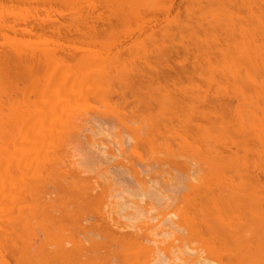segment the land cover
I'll use <instances>...</instances> for the list:
<instances>
[{"label": "bare ground", "instance_id": "1", "mask_svg": "<svg viewBox=\"0 0 264 264\" xmlns=\"http://www.w3.org/2000/svg\"><path fill=\"white\" fill-rule=\"evenodd\" d=\"M165 2L166 3H163L162 0H0V264H13L11 261H14V264H67V262L68 264H70V262L72 264H98V261H100L99 264H111L108 262H111V260L116 261V264L118 263L117 261L126 262L125 264L129 263L127 261H132L129 264H143L146 261H150V264H211L212 262L210 261H219L217 264H264V0H183L185 3L183 4L184 7H182V3L180 6L182 5L181 7L184 8L183 10L181 8L184 13L181 12V15L179 14V7L176 5L177 8H174L175 4H173L172 0H166ZM83 3L85 11L81 10L84 8V6H82ZM85 3L90 8L89 11H86L87 6ZM178 3H180V1ZM178 3L176 2V4ZM59 4L65 5L60 7L64 8L63 10H60ZM41 10L45 13H42ZM49 10L51 11L48 12ZM91 10L92 13H90ZM172 10L173 12H171ZM83 13L86 15L85 18H83ZM182 14H184V16ZM56 16H60L61 20L64 19V22L56 19L59 25L64 27L66 23V25L72 23L74 26L73 21H76L80 26H86V28L83 29V31L85 29L86 31L82 33V31H80L82 30L81 27V29H79L80 33L76 31L77 33L75 32L74 34H77L76 37L73 36V38H71L70 31L68 32V29H64V31H67L69 34L68 37V34L65 35L66 38L64 36L65 32H61L63 33L62 36L59 26L56 28V25H54ZM90 18H92L94 24L104 20L105 23L103 24L106 26L105 29L101 26L103 27V30H101L99 24L97 25L100 31H103L102 34L100 31H98L100 33L98 34L96 31L97 27L94 24V26L92 25ZM156 19H159V27H153V22ZM87 20L90 21L89 25L91 23V28L93 30L89 28ZM131 22H133L134 25L130 24ZM156 22L157 21H155V23ZM72 27L70 30H72ZM75 27H73V29ZM155 28L157 29L155 30ZM77 29L78 27L75 30ZM98 37H101V40L111 38V40L114 39L113 41L116 40L117 42L124 40L121 41V43L129 41V43L127 42L129 47H127V50H123L127 52L126 55L128 54L129 58L124 56L125 54H122L124 53L123 51L120 54V51L117 52V50V54L112 60H110L112 54H109L111 57L109 55H107V57L110 58H106V60L102 58V63L99 61L101 64L96 63L95 61L99 60L96 59L97 57H103V53L100 54L101 50H97L100 46L95 45V43L100 40ZM93 38L95 39L93 40ZM129 38L131 39V43ZM60 39H63L66 45L68 43L67 40L72 41V45L68 43V46L71 48L68 50L74 51L73 49H75L74 53H69L68 50H66L64 54L61 49L56 52L52 45L58 47L59 45L57 44L61 42ZM86 40L93 41L86 42ZM140 41H147V44L142 47H137V43L142 44ZM49 42L53 44L49 45ZM99 42L100 44H97L101 45V47H106L108 44L107 42ZM66 45L64 46L62 44V46L68 48ZM94 45L97 49L93 48ZM174 45L182 46L185 55L187 57H192L189 58L190 66L188 62L186 65L191 67L193 63L191 59L194 60V67L191 68H194L196 73L199 72L201 76L195 75L194 69H192V71L188 69L191 74L189 73L187 76V73H184V65H181L180 69H178L180 71L184 69L183 73L186 77L191 76L194 72L193 75H195L196 78H201V81H204V83L206 81L208 87L210 86L209 83H211V89L212 87L214 89L215 87H217L216 89H222L217 93L220 94V97H222L221 94H223L220 92H224L225 94L223 97L227 95L231 97V101L233 98H236L234 100L235 102L232 101L233 104L229 103L230 101L227 102L229 98L227 99L226 96L227 100L224 99L221 103L222 108L216 104V106L220 108L217 111V108H215L212 103H209V101L212 99L211 95L214 94V99L211 100V102L215 103V99L219 98L216 97V92H218V90H215V93H211L210 89L209 93L211 95L208 93L210 100H207L208 106L210 107L209 104H211L212 106L210 108L214 107L210 109L213 111L207 109L202 110L203 106L198 108H201V110H197L196 107H194L197 110L194 111L187 105L189 109L191 108L193 110L192 113L198 116L196 117V115H194L195 118L188 120L190 117H185L184 119L183 117L185 114L180 112L179 116L181 120L184 119L181 121L174 119V117L179 119V116L177 117L176 114L180 110L174 111L176 113L173 112V109H176L180 104L179 102L181 99L174 100V98H172L175 107L172 106L171 101L168 105H171L173 108V115H171L175 120H173V124L176 123V126L180 127V129L182 128V131L179 130V133L174 131V128L178 130L177 127H174L172 123L170 125L169 122H171V120L167 121V119H170V116L164 120L160 119L162 121L158 120L159 118L156 117L155 120H153L154 118L152 119L153 121H159V124L161 123L160 125L161 128L163 127V131L166 129L165 131H174L172 134L177 133V136L175 135L174 137L165 131V134H163L164 132L162 133V131L159 133L158 131L160 129L156 126L158 124H154L153 128L155 129L152 130L155 134L158 133V139H164V135L167 134L169 135L168 138L173 137V139L170 138L172 142H174V140H176L175 142L177 143L179 142L178 145L176 143L179 147H183V144H186L187 146L184 147L185 149H187V147H190L192 149L191 151L198 149L196 152H199V155H197L196 152L195 154L201 159L196 156L195 158H191L194 154L191 153V151H189L191 154L187 153V151H184L181 147V156L178 152V157H181L180 161L176 157V146L173 147V149H176H174L175 154H173L171 149L172 146L170 145V150L168 149V151L173 154V158L176 157L177 164L181 162L176 166L177 169H174V166L172 167L177 171L176 173L173 169H169L172 166L169 164H167L169 166H166L164 169H161L163 164L154 166L155 164L149 165V163H147L144 165L145 167L141 164L143 168L140 170L137 169L132 160L129 159L131 156L129 158L126 157L131 160L130 165L126 159L122 158L128 151L131 152V155L136 154L138 151L131 146L133 143L131 136L125 134V143L131 141V145L126 144L128 148L126 149L125 146V153L123 148L124 141L119 139L121 136L118 137L119 134L116 124L119 121L122 123L120 125H123V128L126 127V129L129 128L130 130L134 127V129L140 130V127H138L140 125L136 126L135 124L139 118L135 117L134 114V117L137 118L135 123H132L135 118L133 115L131 116V113L130 115L128 114L127 117L125 116L126 119L120 118L118 115H116L117 118L115 117L113 121L110 118H106L104 115L107 113H109L111 117L115 116V113L110 112L113 107L111 105H114L113 101H115V98L110 99L113 104L105 100V103H107L106 107L109 108V110H107L108 112L103 114L104 110L99 109V111H97V109H95L94 111L96 112L93 113H95V116L98 114L100 116L102 113L101 117H105V120L109 121L110 131H108L114 132L111 137L117 134L119 140L116 138H112V140L115 139L119 141V145H117L118 143L115 144L118 147L120 146L118 149L121 148V153L125 154L120 157L119 152H117L118 150L116 151L120 159H118L116 166L117 168L122 167L127 169L135 177L136 182L133 181L137 189H130L132 186L135 187V185H133L134 182H131L132 186L128 183L129 187H127L125 183H123L125 181L124 178H122L124 181L119 179L122 183L118 179H116L118 181L115 180L114 182L115 176L111 181L112 176H110L109 179L105 173L103 176L105 179L102 177V179H104V188L102 185V187L97 190L100 193L96 192V194H93L94 191L92 193V190L95 188L92 186L91 180L80 178V175L82 176V174L85 173L88 174V172H85L87 168H89V170L92 168L87 161L82 159L86 156L83 145H85L86 142L90 144V141L93 143H95V141L92 140L91 131H87L88 127L86 129L88 132L86 133L88 134V140L84 139L86 137L83 138L85 134H82V136L80 134L82 123H87L86 119H89L90 122V118L89 116L85 118L86 115L82 114L85 119L82 118L80 122L79 116L81 117V114L78 112V117L73 114L77 109L81 111L82 107H85L82 104L86 103V101L92 100L95 102L97 101V105L99 104L98 102L101 104L106 94L105 92L109 91L108 89L113 79L115 84L117 83L115 85L117 88L118 84L121 82H123L121 83L122 87L126 88L129 83L127 82V84H125L124 81L126 80L124 79V73L125 75H128V73H131V75L132 73L135 75L138 74V76H134L139 77L140 74L143 75L148 72V70H145L147 67L150 68V70L154 68V74L163 73L161 71L163 66H160V63L159 66L161 69L159 70L150 64L147 58L149 50L153 51L152 54L156 53L164 60L163 57L168 56L167 52H169H166V50L169 49L172 51ZM71 46H73V48ZM109 46L111 49L109 47L108 51L110 49L113 52L115 47L114 44H109ZM120 47H122V44ZM136 47L137 49L139 48L138 52L142 54L141 56L138 55L137 57L138 52L136 54H134V52L132 53L131 50L134 48V51ZM76 49L77 51L79 50L80 53L78 51L77 54ZM104 49L103 51L105 52ZM178 49H180L179 46ZM174 50L175 49H173V51ZM129 52H131L130 54H134V56L131 55V57L133 56L136 59L138 58V60H142L143 64L139 66L138 61V64L135 63L136 60H134L133 64V57H130ZM182 53L183 52H181L180 55H182ZM175 55L176 54H173L172 57H170L175 58L174 60L177 61L174 63H179V66L180 62L178 59L181 58L180 60H182V58L184 59L186 56L179 57L176 55V57H173ZM177 56L179 58H177ZM171 58L170 61H172ZM129 59L132 62L131 65L128 61ZM127 61L129 62L128 66L126 65ZM183 61L184 60H182V62ZM164 64L167 69L170 68L171 71L174 69L169 63ZM177 67L175 65L176 69ZM167 69L164 68V71ZM121 71H123V73H121ZM166 72L164 75H160L161 77L159 78H162V76L165 77L166 75L168 76ZM173 72L174 70L172 73ZM119 73L122 74L123 80L119 79L122 78L121 76L119 77ZM174 73L178 75L176 71ZM179 73L181 74L182 72ZM115 74L119 75L116 76ZM157 75L154 76L157 77ZM146 76L149 79L147 74L145 78ZM151 76L152 75H150V80L153 79ZM115 77H117L118 80ZM140 77L139 79H143L144 75L142 78ZM173 77L174 76H172V78ZM133 78L127 79L132 83L131 80ZM156 79L158 78H155V80ZM163 79L162 82L166 83ZM166 79L167 78H165V81ZM171 79H169V83ZM184 79L187 85H189V81L192 80L190 77V80L187 78L189 81H187L186 78ZM177 80H180L179 76ZM195 80L197 81L198 79ZM135 81L137 87L134 88H139L137 84L140 83L141 85V83H143L142 81H138V83L137 80ZM171 81V83H173V80ZM192 81L190 83H192ZM196 81H193L194 87L197 86L196 89L201 90L202 87L199 84H195ZM148 82H146L147 86L144 81L143 86H153L154 83L157 82L155 85L159 87V81H155L151 85L148 84ZM178 83L186 85L182 81ZM155 85L154 87H156ZM166 85L167 84H165V86ZM112 86L113 84L111 88L114 87ZM190 86L193 88L192 85ZM190 86H188V88ZM130 87L128 88L130 89ZM158 87H156L157 89L150 88L148 90L151 96L153 95L151 90H153V92L156 90L154 94H157L159 97L160 95L164 96L163 91H165V87L162 86L163 91H159ZM168 88L170 87L168 86ZM206 88L202 90L206 92ZM214 89L212 91H214ZM144 90H146V88H144ZM157 90L159 93L162 92V94L160 93V95H158L159 93ZM111 91L114 93L116 90L114 88L111 89ZM205 92L202 91L201 93L200 91L198 94L204 95ZM119 93L113 97H119L120 100L123 98L124 101V98L127 96L124 97L122 94L121 98ZM147 93L146 91L144 95H149ZM194 93L193 91V94ZM108 94H111V92L109 91ZM193 94L191 98H193ZM127 95L129 94L127 93ZM165 95L169 96L166 92ZM184 96L182 97L184 98ZM153 97H150V99L152 98L154 101ZM96 98L100 100L98 101ZM130 98L129 96V99ZM197 98H199V96H197ZM202 100H200V102L197 99V102L202 103ZM119 101L117 98V103ZM191 101H189V103ZM219 101L218 99L217 103H219ZM175 103H178V105L176 106ZM121 104L120 106H123V104ZM130 104L131 103H129V107ZM160 104H162V100ZM103 105H101L100 108L104 107ZM205 105H207V102ZM205 105L204 107L206 108L207 106ZM78 106L79 108L76 109ZM141 106H143V104ZM161 106H164V103ZM92 107H94V105ZM126 107L128 108V105ZM178 107L180 108V106ZM178 107L177 109H179ZM74 108L76 111H74ZM94 108L97 107L95 106ZM115 109L114 111H116ZM214 109H216L217 113L214 112ZM84 110H82V112H85ZM122 114L123 113H120V115ZM181 115L183 116L181 117ZM121 117H123V115ZM128 117H130V120ZM91 120V124H89L90 129L88 130H92L90 125L101 127V124H96L97 122L93 120V118H91ZM143 120H140V122L142 123ZM148 120L150 119L148 118L144 121L145 123L149 122L148 127L151 128L152 123ZM165 120L170 127L167 123L166 128L163 126ZM186 120L188 121L186 122ZM100 121L102 123L101 119ZM127 121H131L130 123L134 124V126H129L130 124L126 123ZM176 121H178L180 125ZM113 122L116 123H114L115 128L112 127L113 125L111 123ZM87 124L82 125V127L84 126L83 128H85V125L88 126ZM145 125H143L144 128L146 127ZM212 125L215 126H213L212 129L215 128L216 130H214V132L212 131V134L216 132H221V134L218 133L217 136L214 134L215 137L209 133V128ZM167 126L169 127L168 129ZM103 127L104 129H101ZM103 127L99 128L101 129L100 131L106 129V126ZM171 127H173V130ZM216 127L219 128L217 129ZM150 128L147 130H150ZM126 129H124V133ZM134 129L128 130L127 133L130 132L129 134L133 135L135 133ZM95 131H97V129ZM100 131L98 130V133L94 132L96 135L92 134L97 137V134L102 135ZM139 132L137 131L135 135ZM149 133L151 136L152 131H149ZM104 134H107V132L104 131ZM121 134L123 135V130ZM161 134L164 137L160 136ZM107 135H109V133ZM107 135L102 136L106 137L105 141L103 140L106 144L109 138ZM138 135H140V133ZM138 135L137 138H139ZM203 135H206L208 138L207 140H209L208 142H212L213 144H216L215 141L218 140L217 147L223 146L222 149L224 151H219V155L216 154L215 151L219 149L213 147L212 143H209L212 145L211 147L217 150L210 149L208 142L206 143L209 147L207 150V146L203 142ZM219 135L222 136L220 137ZM208 136H213L215 141L212 137ZM218 136L221 139L218 138L216 140L215 138ZM152 137L154 138L155 136L152 134ZM152 137L151 139H153ZM197 137L199 139H197ZM134 138L137 139L136 136ZM143 138H146L148 143H146ZM176 138L179 139V141H177ZM210 138L214 142L210 141ZM95 139L101 142L98 138ZM126 139L129 141L126 142ZM160 139L159 143L161 142ZM115 140H110V142L114 144ZM139 140V143L141 142L139 150L143 147L142 144L144 142L146 144H151L147 133H144ZM156 140L157 139H155L153 143L156 144V148L151 144L152 147L157 150L156 153L164 147H166V150H164L167 152L168 142H166L165 146L164 139V144H162V147H159L161 143L158 144V140L157 142ZM195 140H198L200 144L202 143L203 149L199 147ZM166 141L168 140L166 139ZM93 145L90 146V151L91 147H94ZM103 145L100 146L99 143L98 146L100 148L102 147V151L104 150L103 148H106L103 147ZM96 147L97 145L92 149L96 150ZM111 147L113 146H110V149ZM146 147L147 145H145V149ZM196 147L197 149L194 150L193 148ZM129 148L134 150L132 151ZM86 150L89 149L87 148ZM115 150L112 151L111 149L110 151L107 148L108 153H112L110 154L112 156L113 154L117 156V154L114 153ZM210 150H212V152ZM90 151L88 152L89 159ZM97 151H95V153L93 152V155L96 154ZM102 151H98L100 152L97 154L98 157H100L101 153V157L107 156L105 154L106 151ZM169 152L166 153L167 156ZM214 152L216 157H214ZM161 153L166 159L170 157L168 156L167 158L163 152ZM161 153H159L160 156L158 154L155 156L153 152L154 156L157 159L159 158L158 163H162L166 160L165 157L160 158ZM147 154L149 153H146V155L144 153V158L148 156ZM93 155H91L90 161L92 162L94 160L95 162V160H97L98 165L96 162H92L93 164L90 162V164L93 166V169H95V165L100 166L101 162L99 163L98 157L96 158ZM138 155L140 154L137 153L134 157ZM151 156L152 153L150 157ZM92 157H95V159ZM111 157L109 156L108 158ZM118 157L115 158L117 159ZM189 157L190 159L188 160ZM108 158H104V161H107L105 159ZM115 158L114 160L117 161ZM137 158H139L140 161H144L142 160L144 158L141 156ZM182 158L190 162H193L195 159L200 162H193L194 165H192L191 162V165H189ZM111 159H113V157ZM134 159L138 161L136 158ZM170 159L165 161V163L168 161L172 163L176 160L172 161ZM107 163L105 162V164ZM108 165L110 166V163H108ZM84 166L87 168H84ZM117 168H114L115 171ZM226 168H228V171L225 173ZM230 168L231 171L229 170ZM114 169L111 171L110 168V171L114 173ZM96 170L98 171V168ZM183 170L186 172H183ZM90 172L93 174V171ZM161 172L165 175L167 174L169 177L167 175L164 176ZM178 172H182V175L185 177V180L183 177L182 182L184 186L189 182L188 185H186V187L189 186L187 190H184V186H180L183 188L182 191L184 192L180 191L181 193H179V195H177V192L174 190L180 185V182L177 183V179L178 176L180 178L182 175L180 176ZM213 172L215 174H213ZM228 172L232 174L229 175ZM127 173L126 171L125 175ZM246 173H248V177L245 176ZM95 174L96 172L94 175ZM98 174L99 172H97V175ZM157 174H159V176L161 175L163 178H161L162 180L160 179V182L164 181V177L166 183L169 182L168 184H170V181L172 182L171 186L173 184L172 189L176 195L170 193L171 188H169V192L157 191V183L154 179H152V182L151 180H149V182L145 181L147 175H156L155 178L158 180ZM176 174L177 177H175ZM213 175H216L214 176L216 179L213 178L212 181ZM98 177H100V175L97 176V179L101 181L102 179ZM173 177L177 178L175 183L173 182ZM125 178H129V180H127L128 182L131 180L129 173ZM214 180L217 181V185ZM93 181L96 180L94 179L92 182ZM184 181H187V183ZM101 183L102 181L100 185ZM213 185L216 187L213 188ZM95 186H97V184H95ZM167 187L168 186L165 187V190H168ZM180 187L179 190L181 189ZM214 189H216V192ZM177 190L178 189H176V191ZM189 190L190 192H188ZM77 191L82 194H79ZM125 192H127L129 196L125 194ZM214 192L216 196L213 195ZM200 194L204 195V197L201 196L202 199L199 197ZM196 195L199 197L198 200H196ZM199 199H201V201H199ZM107 204L109 206L108 208H106ZM156 205H162L163 208L160 209L161 206L157 207ZM185 205H189L192 210H188ZM165 207L166 209L168 208V210H166ZM154 209H156L155 212L157 213H152ZM211 209L215 211L219 210L220 212H213ZM80 210L82 213L84 211L88 212L89 215L92 212V217L94 213V215H96V221L93 218V223L88 221L90 219L88 214L86 215L89 219H83L87 222L81 221V216L83 214L80 213ZM225 211L226 214L227 212L229 213V215L224 213L225 217H230H228V220L222 218V216L220 217ZM157 218L158 221H155ZM121 219L127 221L126 223L124 222L127 226H124L125 228H128L129 225L136 230L132 228L134 231L130 232V230H132L130 227L129 231V228L126 230L128 233L119 230L122 228ZM117 222L120 223V225H118L121 226V228L116 227L115 229L113 223L116 224ZM124 223L122 221L123 225H125ZM94 227H97L95 230L98 231H96V233L93 231L94 234H90ZM113 244L115 246H113ZM84 261L86 262L84 263ZM101 261H107V263H102ZM115 263L112 261V264Z\"/></svg>", "mask_w": 264, "mask_h": 264}, {"label": "rangeland", "instance_id": "2", "mask_svg": "<svg viewBox=\"0 0 264 264\" xmlns=\"http://www.w3.org/2000/svg\"><path fill=\"white\" fill-rule=\"evenodd\" d=\"M162 1H163V3H166V2H165L166 0H165V1L162 0ZM167 1H168V0H167ZM174 1H176L177 3L180 1V3L176 4V2H174ZM172 2H173V4H175V5H174V8L176 7V5L179 7V14L181 15L182 10L184 9V8H182V7H184L183 4H185V3H184L185 1L183 2V0H178V1H177V0H172ZM181 3H182V5H183V6L181 5L182 7L180 6ZM85 5H86V3H85ZM58 6H59V8H60V7L65 6V5H63V4H59ZM82 6H84V3L82 4ZM86 6H87V5H86ZM38 7H39V6H38ZM172 8H173V6H172ZM174 8H173V10H174ZM176 8H177V7H176ZM181 8H182V10H181ZM57 9H58V8H57ZM63 9H64V8H60V10H63ZM84 9H85V6H84V8H82L81 10H82V11H85ZM86 9H87L86 11H89L90 8L87 6ZM173 10H172L171 12H173ZM50 11H51V10H49L48 12H50ZM41 12L43 13L44 11L41 10ZM52 12H54V11H52ZM44 13H45V12H44ZM84 13H85V12H84ZM84 13H83V18L86 17V15H84ZM90 13H92V10H91ZM182 13H184V12H182ZM171 14H172V13H171ZM81 15H82V14H81ZM182 15L184 16V14H182ZM161 16H162V15H161ZM183 16H181V17H183ZM61 17H62V16H61ZM63 18H65V17H63ZM159 18L161 19L160 16H159ZM56 19H58V20L61 21V22H64V19L61 20L60 16H59V17L56 16V17H55V22H54V25H56V28H57V26H59V30H60V34H61V35H62L64 32H65L64 36L68 34L67 31H64V29H65V30L68 29V32L70 31L69 33H70L71 35L73 34L72 36L70 35L71 38H73V36L76 37L77 34L74 35L76 31H78L79 33H80V31H82V33H84V32L86 31V29L83 31V29L86 28V26H85V27H84V25H81V26H80V24H77L78 22L76 23V21H73L74 26L72 25V23H70V25H66V24H67V23H66V24L64 25V27H63V26H61V25L58 24L59 22H56ZM90 19H91V21H92V18H90ZM90 19H88V20H90ZM181 19H182V18H181ZM183 19H184V18H183ZM58 20H57V21H58ZM88 20H87L88 26H89L90 29H92L91 26H92L94 23H93V21H92V22H91L92 25H91V23H90V25H89V22H90V21H88ZM158 20H159V19H158ZM158 20L156 19L155 21L158 22ZM155 21L153 22V25H154V26H153V25H152V26H153V27H155V26H156V27H159V22H158V24H157L158 26H157V25H156L157 22L155 23ZM74 22H75V23H74ZM100 23L103 24V23H105V22H104V20H103L102 22L100 21ZM100 23H99V22H96V24H94V25H96V27H97V25L99 24L101 30H103V27H104V29H105V28H106L105 24L101 25ZM29 24H30V23H29ZM130 24L134 25L133 22H131ZM94 25H93V26H94ZM22 26H24V25H22ZM29 26H30V25H29ZM29 26H28V27H29ZM34 26H36V25H34ZM34 26H33V27H34ZM72 26H73V27L76 26V27L73 29ZM101 26H103V27H101ZM62 27H63V28H62ZM71 27H72V30H70ZM77 27H78V29L75 30ZM81 27H82V30L79 31V29H81ZM96 27H95V28H96ZM89 28H88V29H89ZM97 28H99V27H97ZM97 28H96V31H97V32L100 31V28H99V29H97ZM88 29H87V30H88ZM156 29H157V28H155V30H156ZM35 30H36V29H35ZM73 30H74V31H73ZM92 30H93V29H92ZM71 31H73V32H71ZM90 31H91V30H90ZM61 32H63V33H61ZM100 32H101V31H100ZM102 32H103V31H102ZM102 32H101V34H102ZM76 33H77V32H76ZM98 34H100V33L98 32ZM79 35H81V34H79ZM62 36H63V35H62ZM62 36H60V37H62ZM68 36H69V34L67 35V37H68ZM65 37H66V36H65ZM67 37H66V38H67ZM96 38H97V37H96ZM98 38H99V37H98ZM100 38H101V37H100ZM100 38H99V39H100ZM94 39H95V38H93V40H94ZM108 39H109V40H108ZM108 39H102V40L100 39V40H98V42H97V43H99V44H100L99 41H101V43H105V42L108 43V44H107L108 46H107V45H106V47H103V46H102L103 49L105 48V49H104L105 52L103 51L101 45H98L97 43H95V45H96V46H100L101 49H100V47H98V49H97V47L95 48V45L93 46V48H95V49H97V50H99V51L101 50L100 54L103 53V54H102L103 57L100 56V57H97V58H96V59H99V60H97V61L94 60L96 63H100L99 61H101V63H102V58H103L104 60H106V58H110L111 55H109V54H112V57L110 58V60H112V58H114V56L117 54V52L120 51V54H121V52H122L124 49L127 50V47H129V46L127 45V42L129 43V41H125V42H126V46H125V42H122V43H121V41H124V40H121L120 42H119V41L117 42L116 40L113 41L114 39H112V40H111V38H108ZM129 39H130V38H129ZM60 40H61V39H60ZM65 40H66V39H65ZM73 40H74V39H73ZM93 40H91V41H93ZM96 40H97V39H96ZM103 40H104V42H103ZM110 40H111V41H110ZM117 40H118V39H117ZM67 41H68V43H70V44L72 45V43H71L72 41H70V40H67ZM87 41H88V42H91V41H89V40H86V42H87ZM50 42H51V41H50ZM50 42H49V45H52L53 43L50 44ZM140 42H142V44H141V43H137V44H138L137 47H142V46H144V45L147 44V41H140ZM61 43H62L64 46L66 45V44H65V41H64L63 39L61 40V42H59V44H57V45H59L58 47H57L56 45H52V47L56 50V52H57L59 49H61V51L63 50L62 52L64 53V51H66V50H68V49H69V50L71 49L70 46H68V43H67V45H66V47L68 46V48H65L64 46H62ZM117 43L119 44V48H118V44H117ZM123 43H124V45H123ZM130 43H131V39H130ZM75 44H76V43H75ZM109 44H114V46H115V47L113 46V47H114V50H113V48H112L113 52L110 50L111 47L109 46ZM121 44H122V47H120ZM139 44H140V46H139ZM76 45H77V44H76ZM148 45H149V43H148ZM55 46H56V48H55ZM61 46H62V47H61ZM175 46H176V47H175ZM178 46L180 47V49H178ZM178 46H177V45H174V46H173V47H174L173 49L176 50V51L174 50L176 53L173 51V49H172V51H170L168 48H167L168 50H166V48H165L166 52H167V51H169V52H167L168 56H166V57H163V54H164V53L162 54V57L164 58V60H163L162 58H160L158 54H156L155 52H154L155 54H152L153 51H150V50H149V53H148L147 58H148V60L150 61V64H152L155 68H158V70L161 69L160 66H163L162 69H161V71H162L163 73H159V74L156 73V74H154V73H155V72H154L155 70H153L154 68L150 70V68L147 67L145 70H146V71L148 70V72H147L146 74L149 76V79L147 78V76H146V78H145V75H146L145 73L143 74L144 77H143V75H141V74H140L141 77L139 76L140 78L143 77L144 80H143V79H139V77H135L136 75L138 76V74L135 75V74L132 73V75H131V73H128V75H125V73H124V74H123V75H124V79L126 80V81H124V82H125V84H127V82L129 83V85H128L126 88L122 87V84H121V83H123V82H121V81H120L121 83L118 84V88H117V86H115L117 83L115 84L114 79H113V81H112L113 83L111 82V85L113 84L114 87L112 86L113 88H111V85H110V87H109V89H108V90L111 92V94H108L109 91H108V92L106 91V92H105V93H106L105 95L102 94V95H104V99H103V101L101 102V104H100V102H98L99 104L97 105V104H96L97 101L95 102V101L89 100L88 102L86 101V103H84L85 105L82 104V105L85 106V107H84V108L82 107L81 111H78V109H77V108H79V106L76 107L77 111H76L75 108H74V111H76V112L73 114L74 116H77V117H78L79 113L81 114V117L79 116V118H80V122H81V120H82V118H83V115H86L85 118H88V116H89V118H90V122H89V119H86V121H87L88 124H87V123H82V125L87 124L88 126L85 125V128H83L84 126L82 127V125H81V127H80V128H81V129H80V130H81V131H80L81 136H82V134H85V135H83V138L86 137V138H84V139L88 140V139H87V138H88V134H86V133H88V132L91 131V132H90V133H91V137H93L92 140L95 141V143H97V144H95V143H93L92 141H90V144H92V145L94 144V145H93L94 147L97 145L96 150H95V149H92V148H94V147H91L92 154H91V151H90V146H92V145H90L89 142H86L87 145L85 144L87 147H86L85 145H83V148H84V150H85V154H86V156H85L86 158L84 157V158H82V159L85 160V161H87V162L89 163V165H90L92 168H91V170H89V168H87L86 166H84V168H85V167L87 168V169H86L87 171H85V172H88V174H87V173H85V174H82V173H81L82 176L80 175V178L82 177V178H85L86 180H88V179L91 180V184H92V186L95 188V189L92 188V189H94V190H92V193H93V191H94L93 194H96V192L100 193V192L97 191V190H99V188H101L102 185H103V188H104V183H103L104 181H103V180H104L105 178H104L103 176H104L105 173H106L105 175H106L107 177H109V179H110V176H112V177H111V181L113 180V177H114V176H115V177H114L115 179L113 180L114 182H115L116 179H118V180L121 179L122 181L125 180L123 183H125V185H126L127 187H129V185L131 184V182H134V181L136 182L135 177H134V176H133V175H132L127 169L122 168V167H121V168H119V167L117 168V166H116V165H117V162H118V159H119V157H118V153H116V151L118 150L117 152H119V156L121 157L122 155H124V154L126 153V149L128 148L127 145H131V141H129V140H127V139H126V142H127V141H129V142L125 143V136H126V135H127V136H128V135L131 136V138H132V142L134 143V146H133V143H132L131 146H132L133 148H135V149L138 151L137 153L140 154V155H138L139 157L141 156L142 158H144L145 155H146V153H149V154H147L148 156H146V158L142 159V160H144V161H140L139 158H137L138 156H137V157H134V155H137V153H136V154H133V153H132L133 155H131V154H130L131 152L128 151V153H126L125 156H122V158L126 159V160L128 161V164H129V165L131 164L130 161L132 160L134 166H135L137 169H140V170H141V169L143 168V166L146 165L147 163H149V165L155 164L154 166H158V164H163V165H165V166L162 165V166H161V169L166 168V166L172 165V166L169 168V169L172 170V169H173V168H172L173 166H174V169H175L176 166H178V164L181 163V162H180V161H181V160H180V159H181V157H180V156H181V154H180V153H181L180 150L184 149V151H187V153H189V151L192 150L190 147H187V149H185L184 147L187 146L186 144H183V147H182V146L179 147V146H177L179 142H178V143L175 142L176 140H174V142H172V140H170V138L173 139V137H174L175 135L177 136V133L172 134V132L175 131V132H178V133H179L180 131H182V128L180 129V127L176 126V125H177L176 123L173 124V122H174L175 120H181V118H180V116H179V115H180V112H183V113L185 114V116L183 117L184 119H185V117H187V118L190 117V118H188V120H189V119H191V118H195L194 115H196V114L192 113V111H193V110H194V111L201 110V108L198 109V108L201 107V106H203V107H202V108H203L202 110H206V109H207V110H210V109H212V108L215 107V108H217V111H218L220 108H222V107H221V106H222L221 103H222V101H224V99L227 100V99L229 98V100H227V102L230 101L229 103H231V104H233L232 101H234V100L236 99V98H233V97H232L233 100L231 101V100H230L231 97H228L227 95H225V96L223 97V95L225 94L224 92H220V93H223V94H221L222 97H220V96H219L220 94H217V93H219V90H220V89H216L217 87H215V85H214L215 89H214L213 87H212V89H211V83H209L210 86L208 87V86H207L208 83L206 84V81H205V83H204V81H201V78H199V77H201V76L199 75V72L196 73L195 69H194V68H191V67H194V65H193V64H194V60L191 59V61L193 62V63L191 64L192 66H191V67H188V65H186V63L188 62V63H189V66H190V62H189L190 59H189V58H192V57H190V56L187 57V56L185 55V51H184L183 47L180 46V45H178ZM59 47H60V48H59ZM71 47L73 48V46H71ZM109 47H110V49H109V51H108V48H109ZM123 47H124V48H123ZM137 47H136V49H137ZM115 48H116V50H115ZM117 48H118V49H117ZM120 48H121V49H120ZM122 48H123V49H122ZM133 49H134V48H133ZM133 49H132L131 51H132V53L134 52V54H136V53L139 51V50H138L139 48H138L137 50L135 49L134 51H133ZM182 49H183V50H182ZM69 50H68L69 53H70V52H73V53H74V51H75V49H73L74 51H69ZM117 50H118V51H117ZM128 50H129V49H128ZM78 51H79V50H78ZM78 51H77V49H76V53H77ZM114 51H115V52H114ZM116 51H117V52H116ZM68 52H67V53H68ZM108 52H110V53H108ZM111 52H112V53H111ZM123 52H124V51H123ZM170 52H171V53H170ZM173 52H174V53H173ZM181 52H183L184 55H183V53H182V55H180ZM58 53H59V52H58ZM79 53H80V51H79ZM106 53H108V54H106ZM126 53H127V52H124V53H122V54H125L124 56H126V57L129 58V55H128V54L126 55ZM130 53H131V52H129V54H130ZM169 53H170V54H169ZM64 54H65V53H64ZM77 54H78V53H77ZM113 54H114V55H113ZM134 54H130V57H131V55L134 56ZM173 54H176V55H178L179 57H180V56H182V57L186 56V58H184V59L182 58V60H184L183 62H182V60H180L181 58L178 59L179 62H180V65L178 66L179 63H178V64H175V63H174V62H176L177 60H174L175 58H171ZM105 55H106V56H105ZM107 55H109L110 57H107ZM138 55L141 56L142 54H140V53L138 52V53H137V57H138ZM157 55H158V56H157ZM176 55L173 56V57H176ZM133 56H132V57H133ZM135 56H136V55H135ZM152 56H153V57H152ZM170 56H171V57H170ZM178 56H177V58H179ZM132 57H131V58H132ZM168 57H169V58H168ZM128 58H127V59H128ZM170 58L172 59V61H173V60H174V61H173V62L170 61ZM177 58H176V59H177ZM100 59H101V60H100ZM157 59H159V60H157ZM160 59H161V60H160ZM165 59H166V60H165ZM108 60H109V59H108ZM134 60H136V61H135L136 64L139 63V66L143 64V61H142V60H140V59L138 60V58L136 59V58H134V57H133V59H132L133 64H134ZM128 61L130 62V65H131V64H132L131 60L129 59ZM128 61H127V64H126L127 66H128V63H129ZM137 61H138V63H137ZM162 61H163V62H162ZM166 61H167V62H166ZM95 62H93V63H95ZM109 62H111V61H109ZM153 62H154V63H153ZM161 62H162V63H161ZM101 63H100V64H101ZM155 63H156V64H155ZM159 63L161 64L160 66H159ZM164 63H166V64L169 63L170 65H172V66L174 67V69H173L174 72L176 71V72L178 73V75H176L174 72L172 73L173 70L171 71L170 68L167 69V67L165 66ZM172 63H174V64L176 65V67L178 66L177 69H178V68L180 69L181 65H182V66L184 65L183 67H185V68H184L185 70H184V69H182V71H180L179 69L177 70V69L175 68V65L172 64ZM163 64H164V65H163ZM152 65H151V66H152ZM151 66H149V67H151ZM153 66H152V67H153ZM157 66H158V67H157ZM164 66H165V67H164ZM164 68L167 69L166 71H168V70H169V71H168V72L164 71ZM188 69L191 70V71H192V69H194L195 75L197 74V75L199 76V77L196 78L195 75H193V74H194V72H193V74H192L191 76H189V77H190V79H192L193 81H196L195 79H198V80L196 81L195 84H197V85L199 84V85L202 87L201 90H200V89H196L197 86L194 87V83H193V81L191 80L192 83H190L191 81H189V80H190L189 77H186V76H185L186 73H187V76H188L189 73H190V71H188ZM152 70H153V71H152ZM183 70H184V73H185V74L183 73ZM149 71H150V72L152 71V72L150 73ZM186 71H187V72H186ZM165 72L168 73V76H169L170 74H171V75H170L169 77L166 75L167 77H166V76H165V77L162 76V78H159V77H161L160 75H164ZM179 72H182L181 74H182L184 77H183ZM121 73H123V71H121ZM121 73H119L120 75L118 74L119 77H120V76L122 77V78H119V79H120V80H123V76H122ZM149 73H150V74H149ZM157 74H158V75H157ZM172 74H173V75H172ZM174 74H175V75H174ZM190 74H191V73H190ZM115 75H116V74H115ZM118 75H116V76H118ZM129 75H130V76H129ZM134 75H135V76H134ZM150 75H152V76H151V77L153 78V79L151 78L152 80H150ZM154 75H155V76L157 75V77H155ZM128 76H129V77H128ZM131 76H132V77H131ZM172 76H174V77H176V78H174V77L172 78ZM178 76H179V78H180L179 81H180V82L182 81V82H183L184 84H186V85H182L181 83H178V82H179V81L177 80ZM130 77H131V78L134 77V78L131 80L132 83L130 82V80H128V79H131ZM163 77H164V79H163ZM170 77H171L172 79H171ZM182 77H183V79H182ZM115 78L117 79V77H115ZM127 78H128V79H127ZM135 78H136V79H135ZM155 78H158V79L155 80ZM165 78H167L166 81H165ZM184 78H186V79L188 78V79H189V80L187 79V81H189V83H188L189 85H187V82H184V80H185ZM194 78H195V79H194ZM138 79H139V80H138ZM145 79H146V80L148 79V80L146 81ZM162 79H163L164 82H166V83H163V82H162ZM169 79L173 80V83H174V84L171 83V82H172L171 80H170V83H169ZM199 79H200V80H199ZM117 80H118V79H117ZM135 80H137V83H138V81L141 82L142 80H143V81H142L143 83H144V81H145V83H146V82H148V81L150 80L151 82H150V81H149L150 83L148 82V84H150V85L153 84V82H155V81H159V82H160V83H158L159 87L155 85V83L157 84V82H155L154 85H155L156 87H158V90H159V91L162 90V86L165 87V91L162 90L164 96L160 95V93L162 94V92L159 93L158 90H157V92L159 93L158 95H160V97H162V98H160L159 96H157V94H156V95L154 94V92H156V90H155L154 92H153V90H151V93L154 95V97H153V95L151 96L150 91H148V90H149L151 87H154V85H153V86H149V87H147V86H148L147 83L145 84V85H147V86L144 85L145 87L143 86V83H141V85H140V83H138L137 85H138L139 88H134V87H137V86L135 85V84H136V81H135ZM154 80H155V81H154ZM175 80H176V81H175ZM108 81H109V80H108ZM115 81H116V80H115ZM177 81H178V82H177ZM167 82H168V83H167ZM176 82H177L178 84H177ZM201 82H203L204 84L201 83ZM118 83H119V82H118ZM162 83H163V84H162ZM132 84H133L134 86H133ZM165 84H167L170 88H168L167 85L165 86ZM170 84H172V85H170ZM161 85H162V86H161ZM174 85H175L176 87H175ZM190 85H192V87H193L194 89L191 88ZM119 86L122 87V88H120ZM123 86H124V84H123ZM130 86L133 87V88H131ZM184 86H185V87H184ZM188 86H190V87L188 88ZM204 86H205V87H204ZM212 86H213V84H212ZM128 87H130V89H129ZM143 87L146 88V90H144ZM156 87H154V88H156ZM182 87L185 88V89H183ZM206 87H208L209 89L206 88ZM114 88H115V90H116V91H115L116 93L114 92L115 94L113 93L114 90L111 91V89H114ZM119 88H120L121 90H120ZM142 88H143V89H142ZM154 88H151V89H154ZM174 88H175V89H174ZM176 88H177V89H176ZM204 88H206V92H205V90H202V89H204ZM156 89H157V88H156ZM163 89H164V88H163ZM195 89H196V91H195ZM210 89H211V93H213V92L215 93V92H216L215 90H218V92H216V97H219V98L215 99V100H216L215 103L211 102V100L214 99V97H213L214 94L211 95V94L209 93V90H210ZM213 89H214V91H212ZM118 90H119V91H118ZM143 90H144V91H143ZM170 90H171V91H170ZM173 90H174V91H173ZM179 90H180V91H179ZM198 90H200L201 93H202V91H204L205 94H204V95H203V94H198V93H200V91H198ZM221 90H222V89H221ZM221 90H220V91H221ZM120 91H121V92H120ZM137 91H138V92H137ZM146 91L148 92L147 94H149V95H144V93H146ZM167 91H168V92H167ZM193 91L195 92L194 94H193ZM197 91H198V92H197ZM119 92L121 93V95H120ZM130 92H131V93H130ZM165 92H166V94H168L169 96L165 95ZM187 92L189 93V95H190V94H191V95L189 96ZM191 92H192V93H191ZM103 93H104V92H103ZM118 93H119V96H120V97L122 96V94H123L124 97L127 96V97H126L127 100H126V98H124V101H123V98L121 97V98H122V99H121L122 101H121V100L119 99V97H117V98H118V101L120 100V101L117 103V98H116V97H113V96H115V95L118 94ZM127 93H128L129 95H127ZM169 93H170V94H169ZM177 93H178V94H177ZM181 93H182V95H181ZM186 93H187V94H186ZM196 93H197V96H199L200 100L203 99V100H202V101H203L202 103H200L201 101L199 100V98H197ZM208 93L212 96V97H211V98H212L211 100L209 99V94H208ZM172 94H173V96H172ZM192 94H193V98H191V97H192ZM226 94H227V93H226ZM142 95H143L144 97H143ZM184 95H185L186 97H185ZM202 95H203V96H202ZM229 95H230V93H229ZM232 95H233V94H232ZM117 96H118V95H117ZM129 96L131 97L130 99H129ZM138 96H139V97H138ZM145 96H146V98H145ZM182 96H184V98H183ZM201 96L204 97V98H202ZM226 96H227V99H226ZM132 97H133V98H132ZM148 97H149V98H148ZM150 97H153L154 101L152 100V98L150 99ZM155 97H156V98H155ZM157 97H158V98H157ZM167 97H168V98H167ZM100 98H101V97H100ZM114 98H115V101L112 100V101L114 102V105H111V106H113V107L111 108V111H110V112L115 113V116H114V117H113V116L111 117V115H110L109 113H107L106 115H104L106 118H110V119H112V121H113V120H115L114 118L116 117V115H118V117L123 118V119H126V117L128 116V114L130 115V113H131V116L133 115V117H134V114H135V117L139 118V119H138L139 121L137 120V123H138V122L140 123V124H139V123H138V124L135 123V122H136V119H137V118H135V117H134L135 119L133 118V119H134L133 121L131 120L132 123L134 122V123L136 124V126L140 125V126H138V127H140V128H139L140 130H137L136 128H135V129H136V130H135L134 127H132V129H134V132H135V133H136L137 131H138V132L140 131V132H139L140 135H138L139 133H137V134L135 135V133L133 132V133H134V134H133L134 137L136 136V138H137V135H138L139 138H137V139H135V138L133 137V135H130V134H129L130 132L127 133L128 130H129V128H128V129H126V127L123 128V125H122V126L120 125V124H122V123H120L118 120H117L118 122L115 121V122H117V124H116L115 122L111 123V124L113 125L112 127H114V128H115V124H116V128L118 129V134H119L118 137L121 136V137H119V139H120V140L122 139V140L124 141V145H123V148H124V151H125L124 154L121 153V148L118 149V148L120 147V146H119V147L117 146V145H119V141H116V140L114 139V140H115L114 144H115V143H116V144L118 143L117 145H116V144L114 145L113 142H110V140H111V141H114V140H112V138H116V139H118V138H117V134H115L116 136L111 137V136L113 135L112 133H114V132H112V131L109 132V131H110V129H109V121L105 120V117H104V118L101 117V116H102V115H101L102 113L100 114V116H99L98 113H97L98 115H96V116H95V113H93V112H96V111H94L95 109H97V111H99V109H100V110H104V111H103V114L106 113V112H108L107 110H109V108L106 107V106H107V105H106L107 103H105V102L108 101V102L111 104L112 102L110 101V99H114ZM136 98H137V99H136ZM172 98H174V100L181 99V101L179 100V101H180L179 103H180L181 105H180V104L178 105V103H177V104L175 103L176 106H177V105L180 106V108L177 106L179 109H177V107H176V109H173V108L171 107V105H168V103L171 101V102H172V106H174V104H173L174 102H173ZM175 98H176V99H175ZM187 98H188V99H187ZM196 98H197L198 101H200V102H197V99H196ZM201 98H202V99H201ZM221 98H222L223 100H222ZM96 99H97L98 101L100 100V99H98V98H96ZM143 99H144V100H143ZM169 99H171V100H169ZM207 99L210 100L209 103H212V104L214 105V107L210 108V107L212 106L211 104H209L210 107L208 106V100H207ZM218 99L220 100L219 103H217V102H218ZM105 100H106V101H105ZM125 100H126V101H125ZM137 100H138V101H137ZM147 100H148V101H147ZM159 100H160V101L162 100V104H160V101H159ZM165 100H166V101H165ZM186 100H187V101H186ZM191 100H192V101H191ZM130 101H131V102H130ZM144 101H145V102H144ZM146 101H147V102H146ZM189 101H191V102H193V103H191V102L189 103ZM236 101H237V100H236ZM103 102H104V105H103ZM122 102H123V103H122ZM153 102H156V103H153ZM165 102H166V103H165ZM177 102H178V101H177ZM181 102H183L184 104L181 103ZM185 102H186V103H185ZM206 102H207V105H205ZM234 102H235V101H234ZM88 103H89V104H88ZM121 103L123 104V106H120ZM129 103H131V104H130V107H129ZM163 103H164V106H161V105H163ZM195 103H196V104H195ZM204 103H205V104H204ZM224 103H225V102H224ZM87 104H88V105H87ZM91 104H93L94 107L96 106L97 108L92 107L93 105H91ZM110 104H109V106H110ZM112 104H113V103H112ZM122 104H121V105H122ZM132 104H133V105H132ZM136 104H137V105H136ZM142 104H143V106H141ZM147 104H148V105H147ZM150 104H151V105H150ZM157 104H158V105H157ZM169 104H170V103H169ZM191 104H194V105H191ZM216 104H218V106H219L220 108L217 107ZM219 104H220V105H219ZM101 105H103L104 107L100 108ZM127 105H128V108L126 107ZM149 105H150V107H149ZM165 105H166V106H165ZM184 105H185V106H184ZM187 105L190 106L193 110H192L191 108H190V109H191V110H190L189 107H188ZM204 105L207 106L209 109H208L207 107L205 108ZM116 106H117V107H116ZM119 106H120V108H119ZM135 106H136V107H135ZM140 106H141V107H140ZM152 106H153V108H152ZM155 106H156V107H155ZM159 106H160V107H159ZM167 106H168V107H167ZM182 106H183V107H182ZM80 107H81V105H80ZM114 107H115L116 109H115ZM133 107H134V108H133ZM139 107H140V108H139ZM142 107H143V108H142ZM158 107H159V108H158ZM163 107H164L165 109H164ZM174 107H175V106H174ZM187 107H188V108H187ZM194 107H196L197 110H196ZM87 108H88V109H87ZM145 108H146V109H145ZM160 108H161V110H160ZM181 108H182L183 110H182ZM204 108H205V109H204ZM84 109H85V110H84ZM89 109H90V110H89ZM91 109H92V111H91ZM114 109H115L116 111H114ZM126 109H127V110H126ZM130 109H131V110H130ZM137 109L139 110V112H138ZM140 109H141V111H140ZM142 109H143V110H142ZM168 109H169V110H168ZM172 109H173V112H174V111H179V110H180V111L177 112V114H176L177 117L179 116V119H176V117H174L175 120L173 119V116H171V115H173ZM82 110H84L85 112H82ZM112 110H113V111H112ZM117 110H118V111H117ZM121 110H122V111H121ZM128 110H129L130 112H129ZM136 110H137V111H136ZM158 110H159V111H158ZM165 110H166V111H165ZM74 111H73V112H74ZM147 111H148V112H147ZM153 111H154V113H153ZM168 111H169V112H168ZM189 111H191V112H189ZM210 111H213V110H210ZM217 111H216V109H214V112L217 113ZM220 111H221V110H220ZM220 111H219V113H220ZM78 112H79V113H78ZM90 112H91V113H90ZM117 112H118V113H117ZM125 112H126V114H125ZM132 112H133V113H132ZM159 112H160V113H159ZM166 112H167V113H166ZM185 112H186V113H185ZM92 113H93V114H92ZM113 113H111V114H113ZM120 113H123V114H122L123 117H121L122 115H120ZM136 113H137V114H136ZM138 113H139V114H138ZM142 113H143V114H142ZM162 113H163V114H162ZM174 113H176V112H174ZM82 114H83V115H82ZM124 114H125V115H124ZM140 114H141V115H140ZM151 114H152V115H151ZM154 114H155V115H154ZM161 114H162V117H163V118L161 117ZM188 114H189V116H188ZM90 115H92V116H90ZM109 115H110V117H109ZM113 115H114V114H113ZM156 115H157V116H156ZM159 115H160V116H159ZM166 115H167V116H166ZM191 115H192V116H191ZM94 116L96 117V119H95ZM97 116L99 117V119H98ZM125 116H126V117H125ZM139 116H140V117H139ZM149 116H151L152 118L149 117ZM165 116H166V117H165ZM169 116H170V119H167V121H168V120H169V121L171 120V122H169L170 125H171V123H172V125H173L174 127H177L178 130H177L176 128H174V131L171 132V131H168V130L165 131V130H166V129H165L164 131H165V132H168V134H171V136H173V137L168 138L169 135H167V134L164 135L165 137L162 136V134H161L160 136L164 137V139H165V146H166V142H168V143H167V144H168V146H167V152H169L168 149H169V147H170V145H171V146H172V147H171V149H172V153L175 154V152H174V149H175V148L173 149V147L176 146V148H177V151H176L177 156H176V157H177L178 160H180V161H178V162H180V163H178V164H177V159H176V157L173 158L174 156H172V155H173L172 153L169 152V155H168V156H170V157L168 158V156H167V154H166L167 152L165 151V150H166V147H164L163 149L161 148L158 152H159V153L163 152V154L166 155L168 159H166L165 156H162V153H161V157H160V158L165 157V159H166V160L164 159L165 161L169 160L170 158H173V159H170V160L173 161V160L176 159V160H175L176 163H175V162H172V163H171V161H170V162L168 161V162H166V163H165V161H163L162 163H158V162H159V161H158L159 158L157 159V158L155 157L156 154H158L159 156H160V154H159L158 152L156 153V151H157V150H155V148H156L155 145H156V144H153V143L155 142V139H157V140H158V144L161 143V144L159 145V147H162V144H164V142H163L164 139L162 138V139H163V140H162V139L159 138V139L161 140V142L159 143V139H158V136H157L158 133L155 134V132H153V130H152V129H155V128H153V127H154V124H158V125H156V126H157L158 129H160V130L158 131L159 133H160V131H162V133H163L164 131L162 130L163 127L161 128V125H160L161 123L159 124V121H157V120H156V121H153V120H155L156 118H159L158 120H160V119L164 120V119L168 118ZM174 116H175V114H174ZM182 116H183V115H181V117H182ZM197 116H198V115H196V117H197ZM100 117H101V118H100ZM142 117H143V118H142ZM155 117H156V118H155ZM213 117H214V116H213ZM85 118H83V119H85ZM91 118H93V120H95V121L97 122L96 124H101V127L106 126V129H105L104 131H106L107 134L109 133V135L104 134V131H103V130L100 131L101 129H104V127L101 128L100 126L98 127L97 125H95V126H94V125H90V126L92 127V130H88V129H90V128H89V124H91V121H92ZM116 118H117V117H116ZM120 118H119V119H120ZM129 118H130V117H128V119H129ZM131 118H132V117H131ZM140 118H142V119H140ZM144 118H145V119H144ZM148 118L150 119V120H148V121H150V123H152V127H151V128L148 127V123H149V122H148V123H145V121H146ZM153 118H154V119H153ZM100 119L102 120V123H101ZM128 119H127V120H128ZM143 119H144L145 121H144ZM152 119H153V120H152ZM184 119H183V120H184ZM196 119H197V118H196ZM108 120H109V119H108ZM129 120H130V119H129ZM140 120H141V121L143 120L144 124H143V122L141 123ZM162 120H160V121H162ZM173 120H174V121H173ZM183 120H181V121H183ZM188 120H186V122H187ZM131 121H130V122H131ZM152 121H153L154 123H153ZM167 121H166V120L164 121L165 123H164L163 126H164L165 128H166V125L168 124ZM80 122H79V123H80ZM130 122L127 121L126 123L130 124L129 126H131V125L134 126V124H132V123H130ZM176 122L179 123L178 121H176ZM103 123H105V124H103ZM114 123H115V124H114ZM166 123H167V124H166ZM111 124H110V125H111ZM145 124H146V125H145ZM102 125H103V126H102ZM143 125L146 126V127H145L146 129L144 128ZM168 125H169V124H168ZM170 125H169V127H170ZM179 125H180V123H179ZM93 126H94V127H93ZM117 126H118V127H117ZM136 126H135V127H136ZM150 126H151V125H150ZM213 126H214V125H212V126L209 128V129H210L209 133H211V134H212V131L214 132V130H215V128L212 129ZM87 127H88V129H87ZM95 127H96V128H95ZM121 127H122V128H121ZM138 127H137V128H138ZM169 127L167 126V129H168ZM214 127H215V126H214ZM94 128H95V129H94ZM99 128H101V129H99ZM120 128H121V129H120ZM143 128H144V130H143ZM149 128H150V130H147V129H149ZM157 128H156V129H157ZM171 128H172V130H173V127H171ZM216 128H217V127H216ZM218 128H219V127H218ZM218 128H217V129H218ZM83 129H84V130H83ZM86 129H87L88 132L86 131ZM96 129H97V131H95ZM112 129H113V128H112ZM112 129H111V130H112ZM117 129H115V130H117ZM124 129H126L125 133H124ZM132 129H130V130H132ZM98 130L100 131V133H102V135H101V134H100V135L97 134V137H96V136H95V135H96L95 133H98ZM108 130H109V131H108ZM122 130H123V135L121 134ZM130 130H129V131H130ZM142 130H143V131H142ZM169 130H170V129H169ZM179 130H180V131H179ZM183 130H184V129H183ZM83 131H84V132L86 131V132L84 133ZM149 131H152L153 136H155L154 138L152 137V134H151V136H150V133H151V132L149 133ZM155 131H156V130H155ZM215 131H216V130H215ZM219 131H220V130H219ZM81 132H83V133H81ZM94 132H95V133H94ZM131 132H132V131H131ZM165 132H164L163 134H165ZM90 133H89V134H90ZM92 133L95 134V135H93ZM115 133H116V132H115ZM144 133H145V134L147 133V135L149 136V139H150L151 144L154 145L155 148H153L151 144H146V143H148V140H147L146 138H143V140H145L146 143H145V142H144V143L142 142V143L144 144V145L142 144V146H143L144 148L142 147L143 149L140 148V150H139V147H141V144H140L141 142L139 143V141H140L139 139L142 138V135H144ZM218 133L221 134V132H216V133H213L212 135L215 134V135L217 136ZM120 134H121V135H120ZM125 134H126V135H125ZM202 134H203V133H202ZM204 134H205V133H204ZM92 135H93V136H92ZM98 135H99V136H98ZM103 135H105V136H106V135L109 136V138H108V142H110L111 145H110V143H108V142H107L108 145L104 142L106 137H105V136L102 137ZM124 135H125V136H124ZM207 135H209V134H207ZM215 135H214V136H215ZM166 136H167V138H166ZM204 136H205V139H204ZM216 136H215V137H216ZM219 136L221 137L222 135H219ZM219 136H218L217 138H215V139L217 140L218 138H220ZM99 137H102V138H99ZM110 137H111V138H110ZM145 137H146V136H145ZM151 137H152L153 139H151ZM198 137H199V136H198ZM198 137H197V139H199ZM202 137H203V142H204V144H206V143L209 141V140H207L208 138L206 137V135H203ZM208 137H212V138H213V136H208ZM95 138H98V140H100L102 143L99 142V141H97V139H95ZM126 138L130 139L129 137H126ZM177 138H178V137H177ZM177 138H176V139H177ZM84 139H83V140H84ZM109 139H110V140H109ZM119 139H118V140H119ZM166 139H167L168 141H166ZM200 139H201V137H200ZM220 139H221V138H220ZM86 140H84V141H86ZM103 140H104V141H103ZM138 140H139V141H138ZM146 140H147V141H146ZM153 140H154V141H153ZM157 140H156V142H157ZM213 140H214V138H213ZM213 140H211V138H210V141H213ZM177 141H179V139H177ZM195 141H196V143L199 145V147L203 149L202 143H201V144L198 143V140H195ZM200 141H201V140H200ZM205 141H206V142H205ZM214 141H215V140H214ZM214 141H213V142H214ZM91 142H92V143H91ZM150 142H149V143H150ZM219 142H220V141H219ZM226 142H227V141H226ZM84 143H85V142H84ZM99 143H100V146L104 144L103 147H106V148H103V149H104L103 151H106L105 154H106L107 156H102V157H101L102 153L100 154V157L97 156V154L100 153V152H98V151H100V150L102 151V149H101L102 147H101V148L98 147V146H99ZM138 143H139V145H138ZM174 143H175V144H174ZM176 143H177V145H176ZM209 143H212V142H208V144H209ZM215 143H216V144H213V143H212L213 147H217V145H218V140L215 141ZM228 143H229V141H228ZM228 143H227V144H228ZM88 144H89V145H88ZM126 144H127V145H126ZM219 144H220V143H219ZM105 145H106V146H105ZM145 145H147L148 148L146 147V149H145ZM212 145L209 144L208 146L210 147V149L212 148V150H215L216 148L211 147ZM221 145H222V144H221ZM110 146H113V147H111L112 151H114V150H115V147H116V150H115L114 153H116L117 156H114V154H113V156H112V155H110V154H112V153H110V154L108 153L107 148L111 151ZM125 146H126V149H125ZM131 146H130V147H131ZM149 146H150V148H152V149H150ZM206 146H207V144H206ZM208 146L206 147L207 150H208V148H209ZM181 147H182V149H181ZM222 147H223V146H222ZM222 147H220V146L217 147L219 150L216 149V150H217V151H215L216 154H218L219 151H224V150L222 149ZM83 148H82V150H83ZM87 148H88L89 150H86ZM178 148H179V149H178ZM204 148H205V146H204ZM129 149H130V148H129ZM164 149H165V150H164ZM193 149L195 150V149H197V147H196V148H193ZM94 150H95V151L98 150V151H97L96 154L93 155V152L95 153ZM130 150L133 151L134 149H130ZM145 150H146V151H145ZM147 150H148V151L151 150V151L148 152ZM162 150H164L166 153H165L164 151H162ZM169 150H170V149H169ZM175 150H176V149H175ZM212 150H210V151L212 152ZM89 151H90V154H89L90 159H89V157H88V152H89ZM103 151H102V152H103ZM144 151H145V152H144ZM160 151H161V152H160ZM196 151H198V149L195 150V151H191V153L194 154V155L192 154L193 157H191V158H195V156H196L195 152H196ZM153 152L155 153V156H154ZM178 152H179V154H180L179 157H178V155H179ZM215 152H214V154H215ZM83 153H84V152H83ZM144 153H145V155H144ZM151 153H152V156L150 157ZM191 153H189V154H191ZM196 153H197V155H199V152H196ZM184 154H185V153H184ZM189 154H188V155H189ZM211 154H212V153H211ZM216 154H215L214 157H216ZM91 155L95 156L96 158L98 157V161H99V163L101 162V163H100V166H97V165H98V164H97V160H95V162H96V164H97V165L94 164V165L96 166L95 169H93V166L91 165V164L95 163L94 160H93V159H95V157H92V158H93V159H92V160H93V161H92L93 163H92V162L90 161V160H91ZM108 155H109L110 157L112 156L113 159H111L112 157H111V158H108V157H109ZM128 155H129V156H128ZM158 155H157V156H158ZM218 155H219V154H218ZM130 156H131V157H130ZM182 156H183V155H182ZM212 156H213V154H212ZM212 156H211V157H212ZM87 157H88V158H87ZM115 157H118V158L116 159ZM126 157H128V158L130 157L129 159H131V160H129V159L126 158ZM132 157H133V158H132ZM196 157H198V156H196ZM101 158H102V159H101ZM104 158H108V159H105V160H107L108 163H110V166L108 165L107 161H104ZM114 158H115L117 161H115ZM134 158H136V160H138V161H135ZM149 158H150V159H149ZM183 158H184V156H183ZM183 158H182V159H183ZM198 158L201 159L200 157H198ZM100 159H101V161H100ZM109 159H110V161H112L113 163L110 162ZM124 159H123V160H124ZM147 159H148V160H147ZM189 159H190V157L188 158V160H189ZM113 160H114V161H113ZM119 160H120V159H119ZM126 160H125V161H126ZM154 160H155V161H154ZM183 160H185V159H183ZM188 160H185V162H187V164L191 165V162H192V161L190 162V161H188ZM81 161H82V160H81ZM127 161H126V163H127ZM90 162H91V164H90ZM103 162H104V163H103ZM105 162H106L107 164H105ZM135 162H136V163H135ZM183 162H184V161H183ZM183 162H182V163H183ZM193 162H194V163H195V162L198 163V162H200V161H198V160L196 161V159H195V160H193ZM193 162H192V165H194ZM150 163H151V164H150ZM103 164H104V165H103ZM136 164H137V165H136ZM141 164H142L143 166H142ZM156 164H157V165H156ZM167 164H169V165H167ZM102 165H103V166H102ZM105 165H107L109 168H108L107 166H105ZM112 167H113V168H112ZM144 167H145V166H144ZM97 168H98V171L96 170ZM110 168H111V171H113L114 168H117V169H116V171L118 170L117 173H116L115 169H114V173L111 172V171H110ZM122 169H124V170H122ZM156 169H157V168H156ZM161 169H160V170H161ZM174 169H173V171L177 173V171L174 170ZM176 169H177V168H176ZM227 169H228V168L225 169V173H226V171H228ZM104 170H105V171H104ZM125 170L129 173V176L131 177V180H132V181L130 180V181L128 182L127 180H129V178H128V179L125 178V177H127V175H128V173L125 175V173H126ZM229 170L231 171V168H230ZM90 171H93V174H92V172H90ZM94 171L96 172L95 175H94V173H95ZM161 171H162V170H161ZM166 171H167V169H166ZM230 171H229V172H230ZM97 172H99L98 175H100V177H98L99 179H102V177L104 178V179L101 180V181H102L101 185H100V182H101V181L97 179V176H98V175H97ZM162 172H163V171H162ZM162 172H161V173H162ZM183 172H186V171L183 170ZM229 172H228V173H229ZM83 173H84V172H83ZM115 173H116V174H115ZM117 174H119V175H117ZM162 174H163V173H162ZM178 174L181 176L183 173H182V172H178ZM184 174H185V173H184ZM213 174H215V173L213 172ZM230 174H232V173H229V175H230ZM247 174H248V173H246L245 176H247ZM93 175H94V176H93ZM163 175L166 176L167 174H166V175L163 174ZM141 176H142V175H141ZM155 176H156V175H155ZM155 176H149V175H147L145 181H146V182H149V180H151V182H152V181H153L152 179H154V180L156 181V183H157V184H156L157 189L155 188L157 191H160V190H161V191H164V192H167V191L169 192V188L172 189L173 184H172V186H171V183H172L171 181H170V184H168L169 182L166 183V182H165V181H166V180H165V177L163 176V177H164V181L160 182V179L162 178V176H161V175L159 176V174H157V178H158V180L155 178ZM158 176H159L160 178H159ZM167 176H168V175H167ZM214 176H216V175H213V176H212V181H213V178H215ZM151 177H152V178H151ZM168 177H169V176H168ZM175 177H177V174H176ZM175 177L172 178V179L174 180V181L172 180L174 183H175V181H176V179H177V178H175ZM183 177H184V175H182V176L180 177V178H181V180H180V178H179V176H178L177 183L180 182V185L177 184V185H178V187H176V189H178L177 191H176V189H174L175 192H177V193H176L177 195H179V193H181L180 191H182L183 188H184V190H187V187H189V186L186 187V185H188V183H189V182L187 183V181H189V180L184 181V182L187 183V184H186L185 186L183 185V183H182V182H183ZM247 177H248V176H247ZM247 177H246V178H247ZM69 178H71V177H69ZM122 178H124V180H123ZM133 178H134V179H133ZM94 179H95L96 181H93V182H92V180H94ZM162 179H163V178H162ZM162 179H161V180H162ZM186 179H187V178H186ZM215 179H216V178H215ZM118 180H116V181H118ZM133 180H134V181H133ZM170 180H171V178H170ZM179 180H180V181H179ZM184 180H185V177H184ZM71 181H72V180H71ZM98 181H99V182H98ZM119 181H120V180H119ZM122 181H120V182L122 183ZM214 181H216V180H214ZM94 182H95V183H94ZM135 182L133 183V185H135V187H133L132 184H131L130 186H132V187H130V189H132V188H136V184H135ZM163 182H164V183H163ZM93 183H94V184H93ZM128 183H129V185H128ZM162 183H163V184H162ZM95 184H97V186H95ZM161 184H162V185H161ZM164 184H165V187L168 186V187H167L168 190H165L166 188L164 187ZM166 184H167V185H166ZM213 184H214V183H213ZM216 185H217V181H216ZM98 186H99V187H98ZM137 186H138V185H137ZM180 186H181V187L184 186V187L181 188ZM179 187L181 188L180 190H179ZM214 187H216V186L213 185V188H214ZM97 188H98V189H97ZM103 188H102V189H103ZM136 189H137V188H136ZM171 189H170V191H171L170 193L174 194L175 192L173 191V189H172V190H171ZM188 189H189V188H188ZM214 190H215V192H216V189H214ZM214 190H213V191H214ZM100 191H101V189H100ZM77 192H78L79 194H82V193H80L79 191H77ZM182 192H184V191H182ZM185 192H187V191H185ZM188 192H190V190H189ZM215 192L213 193V195L216 196V193H215ZM78 193H77V194H78ZM125 194H128V193L125 192ZM125 194H124V195H125ZM176 194H174V195H176ZM198 195H199V194H198ZM198 195H196V200H198L199 197L201 198V196L204 197V195H201V194H200L199 197H197ZM128 196H129V194H128ZM132 198H133V197H132ZM110 199H111V198H110ZM110 199H109V200H110ZM201 199H202V198H201ZM201 199H199V201H201ZM199 201H198V202H199ZM191 202H192V201H191ZM191 202H190V203H191ZM196 202H197V201H196ZM77 203H78V202H77ZM108 203H109V202H108ZM190 203H189V204H190ZM192 203H193V202H192ZM213 204H214V203H213ZM162 205H163V204H162ZM162 205H160L161 207H160L159 205H156V206H157V207L159 206L160 209H161V208H163V206H164V205H163V206H162ZM211 205H212V203H211ZM185 206H187V205H185ZM108 207H109V206H108V204H107V207H106V208H108ZM212 207H213V206H212ZM212 207H211V208H212ZM186 208H188V210H190V211L192 210V209L190 208L189 205H188ZM189 208H190V209H189ZM214 208H215V206H214ZM156 209H157V208H156ZM156 209H154V210L152 211V213H153V212H154V213H157V212H155ZM165 209H166V207H165ZM171 209H172V208H171ZM81 210H82V209H81ZM81 210H80V211H81ZM83 210H84V209H83ZM166 210H168V208H167ZM211 210H212V209H211ZM164 211H165V210H164ZM212 211L214 212L215 210L213 209ZM216 211H217V210H216ZM216 211H215V212H216ZM218 211H219V210H218ZM218 211H217V212H218ZM84 212H85V211H84ZM84 212H83V213H82V211L80 212L81 214H83V215L81 216V221H84L83 219H86V220L89 219V218L87 217V215H86V214H88V212H85V213H84ZM162 212H163V210H162ZM219 212H220V211H219ZM224 213L226 214V211L223 212V214L220 213V214H222V215H220V217L222 216V218H226V219L228 220V217H229V216H228V217H227V216L225 217ZM91 214H92V212H91ZM91 214H90V215L88 214V216L90 217V219H89L88 221H90V222H92V218L95 219V216H96V215H94V213H93V217H92ZM213 214H215V213H213ZM227 214L229 215L228 212H227ZM227 214H226V215H227ZM84 215H85V216H84ZM214 216H215V215H214ZM83 217H84V218H83ZM220 217H219V218H220ZM96 218H97V217H96ZM222 218H221V219H222ZM229 218H230V217H229ZM86 220L84 221L85 223L87 222ZM121 220L123 221V223H124V222H125V223L127 222L126 220H123V219H121ZM121 220H120V221H121ZM219 220H220V219H219ZM231 220L233 221V218H232V217H231ZM95 221H96V219H95ZM120 221H118V222H120ZM122 221H121L122 228H121V226H119L120 223H118V222H117L116 224L113 223L114 226H115L114 228H115V229H116V227H117V228H121V229H119V230H122V231L125 232L129 227L131 228V226H129V225L127 224V225H128V228H125L124 226H126V224L124 223L125 225H123V224H122ZM155 221H158V218H157ZM93 222H94V221H93ZM93 222H92V223H93ZM118 224H119V225H118ZM215 224H216V223H215ZM219 225H220V224H219ZM118 226H119V227H118ZM217 226H218V225H217ZM126 227H127V226H126ZM123 228H124V230H123ZM130 228L128 229V231L130 230ZM132 228H133V227H132ZM132 228H131V229H132ZM95 229H97V227H96V228L94 227V228L91 230L90 234H94L93 231H95V233H96V231H98V230H95ZM133 229H135V228H133ZM133 229L130 230V232L134 231ZM135 230H136V229H135ZM116 231H117V230H116ZM126 232H127V231H126ZM126 232H125V233H126ZM130 232H129V233H130ZM127 233H128V232H127ZM113 246H115V245L113 244ZM112 261H113V263L116 262V261H114V260H111V262H110V261H108V262L112 264ZM80 262H82V261H80ZM85 262H86V261H84V263H85ZM93 262H94V261H93ZM99 262H100V261H98V264H99ZM101 262H102V261H101ZM103 262H105V261H103ZM103 262H102V263H103ZM117 262H118L117 264H119V263H121V264H125V263H126V262L123 263V261H122V262L117 261ZM127 262L130 263V262H132V261H127ZM134 262H135V261H134ZM137 262H139V261H137ZM210 262H212L211 264H214V262H215V264H217L219 261H218V262H217V261H214V262H213V261H210ZM224 262H226V261H224ZM11 263L14 264V261H11ZM82 263H83V262H82ZM87 263H91V262H87ZM95 263H96V262H95ZM105 263H107V261H106ZM129 263H127V264H129ZM144 263H145V264H147V263L150 264V261H146V262H144ZM144 263H143V264H144ZM220 263H221V262H220ZM58 264H59V263H58ZM61 264H64V263H61ZM65 264H66V263H65ZM67 264H68V262H67ZM70 264H72V263L70 262ZM80 264H81V263H80ZM100 264H101V263H100ZM103 264H104V263H103ZM115 264H116V263H115ZM132 264H133V263H132ZM136 264H137V263H136ZM138 264H141V263H138Z\"/></svg>", "mask_w": 264, "mask_h": 264}]
</instances>
